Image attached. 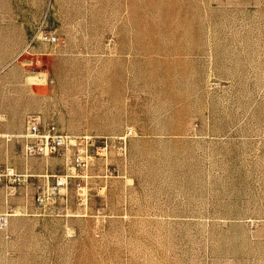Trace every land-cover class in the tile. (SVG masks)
<instances>
[{
  "label": "rangeland",
  "instance_id": "rangeland-1",
  "mask_svg": "<svg viewBox=\"0 0 264 264\" xmlns=\"http://www.w3.org/2000/svg\"><path fill=\"white\" fill-rule=\"evenodd\" d=\"M32 115L107 144L52 202ZM6 167L0 264H264V0H0Z\"/></svg>",
  "mask_w": 264,
  "mask_h": 264
},
{
  "label": "built area",
  "instance_id": "built-area-1",
  "mask_svg": "<svg viewBox=\"0 0 264 264\" xmlns=\"http://www.w3.org/2000/svg\"><path fill=\"white\" fill-rule=\"evenodd\" d=\"M27 47L21 52H26ZM22 141V150L26 156L45 157L50 155L64 158L65 170L63 173L54 175L52 182L47 184L50 191L51 202L55 196L68 186L70 178L75 175L77 169L87 166L90 155L89 148L94 147L97 154H102L107 144L103 141H96L90 135H73L57 128L53 123H43L39 116L32 115L28 118L24 131L20 134ZM28 174H16L12 168L6 167L0 173V181L7 179L15 182L22 177L26 180ZM49 183V182H47ZM42 190L39 185L36 186V201L38 204L43 202ZM6 220V217L0 215V224Z\"/></svg>",
  "mask_w": 264,
  "mask_h": 264
},
{
  "label": "crops",
  "instance_id": "crops-1",
  "mask_svg": "<svg viewBox=\"0 0 264 264\" xmlns=\"http://www.w3.org/2000/svg\"><path fill=\"white\" fill-rule=\"evenodd\" d=\"M5 1H6V3H9V0H5ZM2 14H3V13H2ZM3 16H4V15H3ZM18 18H19V17H18ZM2 20H3V19H2ZM24 49H25V47L22 48V49L20 50V52L23 51ZM26 51H27V50H26ZM20 52H19V53H20ZM24 53H25V52H22V55H23ZM19 55H20V54H19ZM20 56H21V55H20Z\"/></svg>",
  "mask_w": 264,
  "mask_h": 264
}]
</instances>
